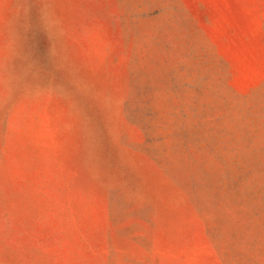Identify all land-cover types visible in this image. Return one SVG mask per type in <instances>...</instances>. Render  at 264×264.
Masks as SVG:
<instances>
[{"label": "rangeland", "instance_id": "374dc122", "mask_svg": "<svg viewBox=\"0 0 264 264\" xmlns=\"http://www.w3.org/2000/svg\"><path fill=\"white\" fill-rule=\"evenodd\" d=\"M0 264H264V0H0Z\"/></svg>", "mask_w": 264, "mask_h": 264}]
</instances>
